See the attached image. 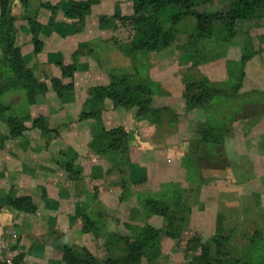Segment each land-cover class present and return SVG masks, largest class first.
I'll list each match as a JSON object with an SVG mask.
<instances>
[{
    "label": "rangeland",
    "instance_id": "1",
    "mask_svg": "<svg viewBox=\"0 0 264 264\" xmlns=\"http://www.w3.org/2000/svg\"><path fill=\"white\" fill-rule=\"evenodd\" d=\"M42 3L57 8L56 13L72 12L75 4L79 5L80 9L84 6L89 10L87 17L92 25L91 37L83 53L79 50L81 43L77 44L79 54L64 56L66 60L59 51L47 52L48 62L53 61L52 63L59 67L62 80L51 75L47 77L45 74L35 76L33 71L39 65L31 64L28 59L29 54L45 52V46L53 42V37L54 40L63 38L65 36L61 31L67 30L48 22L46 25L41 24L46 22L37 14ZM221 6L219 0H213L212 3L197 8L211 14L221 9ZM3 10L14 17L11 24L13 30L7 35L9 42L13 41L14 46L18 48L17 54L24 60L26 68L32 71L33 78L44 85L43 90L33 95L38 120L34 126L30 122L31 127L42 124L47 143L55 142L56 138H61L62 135L58 133L59 125L56 124L60 119L53 115L52 111L57 113L65 110L62 107L67 105L66 111L69 113L71 110L74 118L78 121L95 119L96 127H100V121L104 117L102 114L105 112V117H111L112 122L117 124L114 128H122L126 133L121 134V145L117 147L115 158L118 165L115 166V173H110L109 169L110 174L105 173V180L95 182L93 186L95 191L102 192L104 187L107 193L110 190L108 176L112 175L117 177L113 180L117 183V192L107 198L108 203L105 202L106 194L100 197L97 211H93L92 203L88 205L85 219L82 220V224L88 219L101 222L96 223L100 232L97 237L92 232H83L81 222L77 223L78 232L90 234L87 239L91 241L104 237L107 241L113 235L130 236L143 229L147 231H141L142 233H157L153 249L148 250L142 258L147 264H192L193 260L195 264H207L204 261L206 259L210 261L209 264H231L227 261L229 256L223 254L225 250L219 252L215 243H219L217 237L223 229L230 231L229 244L235 251L243 250L252 237L253 242L249 243V249L246 250L252 252L249 264H264V28H252L245 37L237 38L225 30L226 21L205 27V33H201L192 16L182 15L174 24L169 11L163 15L152 11L147 22L136 18L119 19L133 14L131 0H99L97 3H93V0H13ZM175 14H179V11L175 10ZM107 15H118L119 18L104 22L105 26L100 25L104 17L108 18ZM69 31L68 35L71 36L73 30ZM55 33L57 36H53ZM3 39L6 37L1 34L0 125L4 121L9 134L10 126L35 110L30 109L33 104L28 103L29 90L26 84L29 78L25 76L24 79L14 80L11 67L15 63L14 57L2 60L5 45L4 41L2 43ZM142 45L149 47L151 51L138 47ZM55 47L58 48L57 45ZM35 48H38L37 52H34ZM82 55L90 57L89 63L85 60L79 62ZM57 62L67 69L63 71ZM85 67H95L96 73L101 71V74L108 78L107 84L100 87H107L110 76L114 75L113 91H122V94L128 97L124 98L120 94L119 101L122 105L118 104L115 96L108 97V94H104L95 103L87 99L86 103L91 104L89 110L77 116L75 112L74 115L72 103L76 98L71 92L72 78L69 74L74 68L76 71ZM119 75L124 78L127 76V83L120 79ZM146 79L149 81L150 90L142 93L139 88L140 80ZM14 81L18 86H14ZM63 91L65 92L62 93ZM141 102H148L151 109H161L166 113L165 117L156 118L145 110ZM30 123L26 125L29 126ZM124 123L130 128H125ZM171 123L177 125L181 141L180 144L176 141L174 147L179 145L180 149H184V153L181 152L179 157L176 152L170 153L168 162H176L179 158L181 164L182 158L185 157V160H191V168L195 167L191 170V175L195 177L193 180L187 179L182 164V173L173 175L174 172H164L171 171L168 167L160 171L156 168L151 172L147 170V165L136 163V157L145 146L140 141L149 140L154 135L160 137L166 128H170ZM203 123L215 124L212 130L204 131V136L215 134L216 138H223V143L228 144H225L226 148L224 145H213L209 150L221 155L222 159L217 164L209 158L210 156L205 157L202 145L197 144L201 131L198 126ZM26 125L23 131L27 129ZM145 126L155 127V134L151 130L141 129ZM5 139L6 137L0 136V160H3V156L7 157L9 152ZM93 142L91 140L90 145L99 144ZM155 145L152 148H161ZM89 148L95 153L91 146ZM101 149V146L98 147L97 154L105 153H99ZM107 156L112 158L110 154ZM74 167L70 170V176L75 179L70 176L69 178L80 184L90 183L79 173L77 165ZM178 179L181 182H176ZM208 179L210 183L221 180V185L227 190L221 195L224 200V215L220 221L219 232L204 229L202 234L200 225L198 228L195 222L194 226L192 225L190 212L205 198ZM5 195H9L7 189L0 188V211L12 209L4 201ZM213 201L217 202L212 197L206 200L208 205ZM164 203L168 208L161 212L157 210ZM156 204H159L158 208ZM204 209L208 211L206 205ZM36 210L35 206L34 213ZM122 219L130 221L120 222ZM105 227H109L107 233L111 232L110 228H115L111 236L105 234ZM198 231L201 234L198 235ZM64 236L68 237L65 234ZM192 238L197 240L186 248ZM58 240L59 238L56 239ZM63 240L67 243L72 241L64 246L75 249L84 247V240L80 246L75 244V238ZM18 245V233L6 226L0 233V264H28L29 257L24 258L25 255L18 253ZM252 246L255 249H250ZM100 254H105L104 249H100L98 256ZM77 256H83L80 249ZM60 257L58 264H66L62 249Z\"/></svg>",
    "mask_w": 264,
    "mask_h": 264
},
{
    "label": "crops",
    "instance_id": "2",
    "mask_svg": "<svg viewBox=\"0 0 264 264\" xmlns=\"http://www.w3.org/2000/svg\"><path fill=\"white\" fill-rule=\"evenodd\" d=\"M37 14L38 17L46 21L45 23L41 22V24L46 25L51 16L50 12L44 8H40L37 10ZM53 19L56 23H64L66 25H71L73 23V21L67 19L61 11H58L53 16ZM89 19L88 17L86 18L84 28L81 31L71 36L67 35L63 38H58L57 40H54L53 37V42L45 46V52L43 51L34 55L29 54L28 59H30V63L39 65L38 68L33 71L35 76L36 74L37 76H39V74H45L47 77L51 75L53 78L63 79L59 67L55 66V64L52 63L53 61H50L51 63L48 62L47 52L59 51L60 53H58L62 55V58L64 56H77L79 54L77 51V44L81 43L82 46H80L79 50L80 53H83L87 42L90 41L89 37H91L90 30L92 29V25ZM55 34H53V36H57V34ZM55 45H57L58 48H56ZM83 60L88 62L90 57L82 55L79 62H83ZM95 71V67H85L84 69H76L73 74L71 92L76 98L74 99L75 102L72 103L75 110L74 115L76 112V116L79 113L89 110L91 107V104L88 105L86 103L88 99V93H86L87 89L93 86L97 87L107 84L108 78L103 76L101 71H98V73ZM42 77H44V75H42ZM31 108L34 109L35 112L31 111L29 116L32 119L37 118L38 115L35 104L30 105V109ZM62 108L65 110L58 111L57 113L52 111V114L60 119L56 124L59 125L57 131L62 137L56 138L55 141L60 144L59 146H56L58 144L54 141L48 144L42 130L39 127H31V121L25 122L24 125H26V123H30V125H26L27 129L20 135L14 137L8 134V127L4 121H2L0 125V128H2L0 130V136L6 137V146L9 150L8 156H3V160H0V188L7 189L8 194L12 197H29L37 207L35 213H26L16 209L1 210L0 233H2V230L6 226L16 230L19 235L18 253L25 255L24 258L29 257L30 260H28V264L60 263L58 260L61 258L60 253L62 247L72 242L69 241L67 243L63 239L69 238H71V240L75 238V244L79 246L82 240H84L82 243L84 247L91 254L97 256V258H102V255L100 254V256H98V254L106 237L99 239L94 238L93 241H91L87 239V235L90 236V234L78 232L76 227L77 223L81 222L80 224H82L88 205L92 203L93 211H97L99 210L97 206L100 197L106 194L105 202L108 203V201H106L107 198H110L112 194L117 192V183L113 181L117 177L112 175L108 176L109 181L107 182L110 190L107 193H105L104 187L103 192L101 190L95 191V188H93L96 184L95 182H103L105 180L107 177L105 173H109V169L110 173H115V166L117 165L116 162H114V165H111L105 158L96 155L89 148L90 141L100 132V127H96L95 119L91 118L78 121L71 115V110L69 113L66 111L68 108L67 105ZM106 114L105 112L102 114L104 116L101 121L103 126L105 128L117 127V124L112 122L113 120L111 117H105ZM171 124L170 128L165 129L166 134H160V137L154 135L156 131L155 127H141V129L151 130L152 133L154 132V134H152L154 137L151 138V136L149 138L150 141L148 139H142L140 141L143 145L145 144L146 147H142L141 152L136 157V163L147 165V167L150 168H147V170H151V172L156 168L160 171L168 167L171 171H164L167 174H169V172H174L173 175H178L180 172L182 173L183 168L181 167L179 158L176 162H168L170 153L176 152L178 153V157L181 152V154L184 153V149H180L179 145L174 147L176 141L179 142L178 144H180L181 141L178 137L179 131L177 125ZM123 126L127 129L130 128V126L125 123ZM225 144L226 143H224V148L228 145ZM153 145H158L161 148L156 149L155 147L154 149L152 148ZM74 165H77L80 170L79 173L82 174L84 178L88 179L90 183L84 182V184H80L70 179H75V177L70 176V170L75 168ZM176 182L179 183L181 180L178 179ZM206 182H208L209 185L205 188V198L202 200L201 204L198 202L199 204L197 203L195 208H192L190 212L192 225L194 226V222L196 223V228L200 225L199 229L201 232L204 231V229L215 231L218 219L223 220L224 200H222L221 195L227 190L221 185L223 183L221 180L217 181V183L215 181L216 184L210 183L209 179ZM219 186L221 187L219 188ZM218 192L220 193L218 194ZM211 197L214 198V200L216 199L218 203H214L215 201H213L212 204L209 203L208 205L206 200ZM89 198H91L90 201ZM205 205L208 211L204 209ZM108 220L107 222L109 223L110 219ZM126 221L130 220H120V222ZM108 228L105 227L104 230L106 233H104L107 236H111L115 228H110L112 229L111 232L107 233V230H109ZM200 231H198V235L201 234ZM68 233L71 234L68 235ZM64 234L68 237H65ZM58 238L59 240L56 241ZM53 255H55V257H53ZM141 264L147 263L142 259ZM192 264H195L194 260Z\"/></svg>",
    "mask_w": 264,
    "mask_h": 264
},
{
    "label": "trees",
    "instance_id": "3",
    "mask_svg": "<svg viewBox=\"0 0 264 264\" xmlns=\"http://www.w3.org/2000/svg\"><path fill=\"white\" fill-rule=\"evenodd\" d=\"M13 0H0V35L4 34V37L6 39L2 40V43L4 45L2 60L6 59L7 57L13 58L15 60V63L11 65L13 69L14 74V80H21L24 79V77H28L29 80L27 82L28 90H29V99L28 103L34 104L33 101V95L36 94V92L43 90L44 85L39 84L35 78L32 76V71L26 68L24 60L20 59L18 56V48L14 46L13 41L9 42V38H7V35L10 34V30L12 31L13 28H11V24L13 22L14 17L8 12L3 10L5 6ZM99 0H93V3H97ZM132 1V10L133 14L129 17H118V15H111L108 16V18L104 17L100 25L105 26L103 23L115 20L116 18L119 19H138L141 22H147L148 16L153 11L155 14H165L167 11L170 19L172 20V23L176 24L182 15H190L192 16L195 21L196 25L200 29L201 33H205V27L212 26L214 23H219L226 21L225 30L227 33L233 37L237 38H243L247 35V32L252 28H264V0H219L220 4H222L221 9L217 10L216 12H213L211 14H208L207 12H204L203 10L198 9V6L205 5L207 3H212L213 0H131ZM79 6V5H78ZM75 6L73 7L72 12H66L64 11V16L67 19H70L73 21L71 25H66L64 23H56L54 22L53 16L56 14L57 8H51L48 6L47 3H42L38 7V10L40 8H44L50 12V18L48 20V23L53 25H59L63 27L64 29H67L63 32V36H66L70 33V29L73 30V34L76 32L81 31L84 28L86 17L89 15V10L87 7L81 6L80 7ZM175 10L179 11V14H175ZM8 12V13H7ZM31 23V21H30ZM34 25H38V23L33 22ZM34 27V26H33ZM155 30V29H154ZM157 30V29H156ZM6 34V35H5ZM8 39V41H7ZM9 42V43H8ZM37 42V41H36ZM140 49L144 51H151L149 47L147 46H138ZM137 47V48H138ZM38 51V48L34 49V52ZM8 58V59H9ZM60 62V61H59ZM59 62H57L59 64ZM24 64V65H23ZM61 69H67L62 64H59ZM74 69H72L69 74V76L72 78L73 73L75 72ZM63 73V72H62ZM114 75L110 76V82L108 86L106 87H93L89 89L88 92V100L92 103H95L96 100H98L100 97H103L104 94H108L107 96L110 97L112 95L113 97L119 101L120 94L125 98V96L122 94L124 92L119 91V93H116L113 91V77ZM120 79L124 80L125 83H127L126 77L120 76ZM123 77V78H122ZM14 86H18L16 81L13 82ZM12 86V84H10ZM4 88V87H3ZM128 88V87H127ZM139 88L143 92L146 90H150L149 87V81L148 79L141 81ZM126 89V86H125ZM59 92V91H57ZM111 96V97H112ZM121 96V97H122ZM128 98V97H126ZM193 98V97H192ZM148 100V99H147ZM149 101V100H148ZM121 104V101L118 102V104ZM141 104L145 107V110L152 113L153 116L156 118L165 117L166 113L162 111L161 109H155L149 106L148 102H141ZM122 105V104H121ZM160 119V120H161ZM167 119V118H166ZM37 118L32 119L29 115L25 116L24 119H18L16 123L13 126H10L9 128V135L14 137L20 135L24 127V122L31 121L33 123V126L36 125ZM100 121V120H99ZM101 123V121H100ZM10 124V121H8V126ZM213 126L215 124L208 123L203 125H199L198 127L201 129L199 134V139L197 141V144H201L202 148L204 149V155L210 156L209 158L213 161L219 163L220 159H222L221 155L217 153L210 152L209 150L212 149L213 145L216 146H222L223 138H216L215 134H209L210 136H204V131L212 130ZM43 133V125L38 124V126ZM210 127V128H209ZM228 132V130H226ZM125 135L126 133L123 131L122 128H113V129H105L103 124H100V132L98 135L93 137L92 142H98L97 145H90L92 150L95 152L96 155H100L104 157L111 165H114V162L118 165V161H116L117 156V147L120 144V138L122 135ZM93 142V143H94ZM102 147L101 150H99V153L104 154H97L98 153V147ZM111 155L112 158H107ZM114 156V158H113ZM185 158H182V167L186 170L187 179L193 180L195 178L191 175V170H193L195 167L191 166L193 163L189 159L185 160ZM218 160V161H217ZM127 163V162H126ZM191 164V165H190ZM129 164H127V167ZM80 172V171H79ZM199 181V180H198ZM4 201L8 206H10L12 209H16L19 211H23L26 213H34L35 211V205L31 201L29 197L22 196V197H12L10 195L3 196ZM154 203V202H153ZM155 205V204H154ZM159 205V204H158ZM156 204V207L158 206ZM152 206V205H151ZM1 207V204H0ZM158 208V207H157ZM166 208H168L167 204L164 203L161 208L157 209L161 211H164ZM158 212V211H157ZM159 212V213H160ZM85 219V218H84ZM101 220V219H99ZM221 220L218 219L217 225H216V232H219L221 227ZM96 223H101L99 221H92L88 219V221L84 220V223L82 224V231L83 232H92L95 237L98 236L100 232V228L97 226ZM96 224V225H95ZM134 231V229L132 230ZM132 231L130 233H132ZM141 231H147V229H143ZM134 232L132 235L123 236V235H113L109 240L105 241L101 248L104 249L105 254L102 256V258H97L93 256L86 248L80 247V254H83V256L80 258L77 256L78 249L69 247V246H63L62 252H63V259L65 260L66 264H141L142 258L145 256L146 252L150 249H153L155 245V240L158 236L156 233L153 234H147L146 232ZM170 232H167L169 234ZM172 235V233H170ZM169 234V235H170ZM230 231L221 230L220 236L217 237L219 240V243L215 242L218 246V251L221 252V250H225L223 254L228 255L227 261L231 264L233 263H239V264H249V261L252 257V252H246L247 249H249V243L253 242L252 237L249 238L248 243L246 247L241 249V251H235L236 249L231 247L229 244L230 240ZM254 236V235H253ZM197 239L192 238L188 241L187 247L191 245V242H195ZM200 246V245H198ZM245 246V245H244ZM231 247V248H230ZM205 248V247H203ZM255 247L252 246L250 249ZM227 252V253H226ZM222 254V253H221ZM230 254V255H229ZM201 258V257H200ZM205 259V258H204ZM205 263L209 264V260H204Z\"/></svg>",
    "mask_w": 264,
    "mask_h": 264
}]
</instances>
